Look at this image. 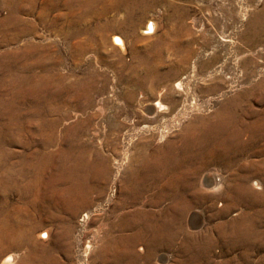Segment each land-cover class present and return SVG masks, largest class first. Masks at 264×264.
Listing matches in <instances>:
<instances>
[{
    "label": "rangeland",
    "instance_id": "rangeland-1",
    "mask_svg": "<svg viewBox=\"0 0 264 264\" xmlns=\"http://www.w3.org/2000/svg\"><path fill=\"white\" fill-rule=\"evenodd\" d=\"M58 1L0 0V264H264V0Z\"/></svg>",
    "mask_w": 264,
    "mask_h": 264
},
{
    "label": "bare ground",
    "instance_id": "bare-ground-1",
    "mask_svg": "<svg viewBox=\"0 0 264 264\" xmlns=\"http://www.w3.org/2000/svg\"><path fill=\"white\" fill-rule=\"evenodd\" d=\"M26 1V0H25ZM58 1V0H57ZM62 1V0H61ZM82 2L84 1H86V0H81ZM91 1V0H90ZM96 1V0H95ZM3 2H4V0H3ZM50 2V1H49ZM59 2V1H58ZM67 2V1H66ZM80 2V1H79ZM82 2H81V5H83L82 4ZM88 2V1H87ZM86 2V3H87ZM99 2V1H98ZM102 2V1H101ZM11 3V2H10ZM12 3H13V1H12ZM14 3H15V1H14ZM55 3V2H54ZM60 3V2H59ZM50 4V3H49ZM75 4H77V3H75ZM91 4H92V2H91ZM30 5V4H29ZM35 5V4H34ZM59 5V4H58ZM4 6V5H3ZM10 7H11V5H10ZM79 7H80V5H79ZM82 7V6H81ZM84 7V6H83ZM82 7V8H83ZM90 7H91V5H90ZM19 8V7H18ZM21 8V7H20ZM69 8V7H68ZM92 8V7H91ZM71 9V8H70ZM69 9V10H70ZM85 9V8H84ZM20 10V9H19ZM18 10V11H19ZM47 10V9H46ZM68 10V9H67ZM83 10V9H82ZM82 12V11H81ZM89 13V12H88ZM82 15V14H81ZM45 16V15H44ZM77 17H78V15H77ZM83 17V16H82ZM85 19V18H84ZM14 20H16V19H14ZM18 22V21H17ZM69 22H70V20H69ZM10 23V22H9ZM15 23V22H14ZM12 25V24H11ZM69 25H71V24H69ZM13 27V26H12ZM72 28V27H71ZM68 29V28H67ZM18 31V30H17ZM152 31H153V25H152V23H149L148 24V26H147V28H146V34H148V33H152ZM19 33V32H18ZM71 33V32H70ZM74 34V33H73ZM15 34H13V36H14ZM12 36V37H13ZM20 36V35H19ZM64 36H65V34H64ZM69 36V35H68ZM76 36V35H75ZM15 38H16V36H14ZM74 37V36H73ZM112 42H113V44L114 45H116V46H118V47H120V48H123L122 46V40H120V38L119 37H117V36H113V39H112ZM30 52V51H29ZM38 63V62H37ZM36 63V64H37ZM1 65V64H0ZM39 65V64H38ZM9 66V65H8ZM6 67V66H5ZM4 67V68H5ZM4 68H2V69H4ZM10 68V67H9ZM1 69V68H0ZM217 73V72H216ZM36 76V75H35ZM6 78H9V77H6ZM31 78V77H30ZM10 79V78H9ZM12 79V78H11ZM26 79V78H25ZM38 79V78H37ZM31 80H32V78H31ZM6 81V80H5ZM15 80L13 79V82H14ZM40 81V80H39ZM39 81H37V82H39ZM12 82V83H13ZM32 82H34L33 80H32ZM35 82H36V80H35ZM1 83V82H0ZM30 83V82H29ZM36 84V83H35ZM38 84V83H37ZM261 84L262 83H260L259 85H258V87L256 88L257 90H260L261 88H263L262 86H261ZM6 85V84H5ZM26 85V84H25ZM176 85V84H175ZM27 86H30L29 84L27 85ZM32 86H35V85H32ZM23 87V86H22ZM22 87H21V89H22ZM40 87V86H39ZM177 87H180V85L179 84H177ZM20 88V87H19ZM27 88V87H26ZM29 88V87H28ZM27 88V89H28ZM84 88V87H83ZM86 88V87H85ZM18 89V88H17ZM33 89V88H32ZM89 89V88H88ZM253 89V88H252ZM31 90V89H30ZM21 91V90H20ZM21 92H23V91H21ZM252 92V91H251ZM256 92H258V91H256ZM15 93V92H14ZM88 93V92H87ZM255 93V92H254ZM11 94H13V93H11ZM258 94V93H257ZM263 93H260L259 95H262ZM11 96V95H10ZM27 96H29V95H27ZM18 97V96H17ZM17 97H16V99H17ZM260 98V97H259ZM18 99H20V97H18ZM261 99V98H260ZM8 100V99H7ZM230 100V99H229ZM241 100V99H240ZM14 101V100H13ZM25 101V100H24ZM233 101V100H232ZM9 102V101H8ZM22 102V101H21ZM228 102V101H227ZM6 103V102H5ZM232 103V102H231ZM234 103V102H233ZM236 103V102H235ZM239 103V102H238ZM241 103V102H240ZM5 105V104H4ZM233 105V104H232ZM10 106H11V104H10ZM235 106V105H234ZM231 107V106H230ZM243 107V106H242ZM13 108V107H12ZM146 109H145V114L146 115H148V116H150L154 111H157V112H162L163 110H164V106L163 105H161L160 103H156V105H147V107H145ZM232 108V107H231ZM237 108V107H236ZM5 109V108H4ZM230 109V108H229ZM238 109V108H237ZM227 110H228V108H227ZM226 110V111H227ZM236 110V109H235ZM249 110V109H248ZM247 110V111H248ZM225 111V110H224ZM223 111V112H224ZM230 111H231V109H230ZM242 111V110H241ZM244 111V110H243ZM243 111H242V113H243ZM4 112V111H3ZM233 112V111H232ZM236 112H238L237 110H236ZM245 113V112H244ZM1 114H2V112H1ZM233 114H234V112L233 113H231V112H229V111H227L226 113L224 112V113H221L220 115H217V117H215V118H217V120L216 121H205V122H207V124H208V126L207 127H205V132L204 131H201L200 130V132L198 131L197 133H193V132H190L188 135H184L185 134V132L182 134V136H183V138H182V143L184 144V145H187L186 147H188V148H190L191 146H200V147H203V148H205L204 149V156H201L202 158V160L203 161H205L206 160V158H211V159H214L215 160V158L217 159V160H220L219 158H221V156L222 157H224V156H226V151H228V150H230V149H234V150H236V151H238V150H240V149H242L243 148V146L240 144V140H242V139H240V136H241V132H239V130H240V128L238 129V128H228L230 125H231V121H233L232 119H234L235 117H233ZM246 114V113H245ZM249 114V113H248ZM11 116V115H10ZM246 116V115H245ZM244 116V117H245ZM260 116L261 115H259V118H260ZM219 117V118H218ZM211 118V117H210ZM236 120V119H235ZM234 120V121H235ZM244 120V119H243ZM233 121V122H234ZM240 121V120H239ZM179 122V121H178ZM232 122V123H233ZM261 122V121H260ZM243 123H245V122H243ZM249 124V123H248ZM255 124V123H254ZM260 124V123H259ZM261 124H262V122H261ZM260 124V125H261ZM253 125V124H252ZM263 125V124H262ZM261 125V126H262ZM234 126V125H233ZM237 126V125H236ZM239 126V125H238ZM232 127V126H231ZM247 126H245V128H246ZM251 127V126H250ZM264 127V126H263ZM2 128V127H1ZM202 129V128H201ZM250 129V128H249ZM261 129V128H260ZM195 130V129H194ZM199 130V129H198ZM204 130V129H203ZM251 130V129H250ZM254 130V129H253ZM7 131V130H6ZM188 131V130H187ZM192 131V130H191ZM196 131V130H195ZM262 131V130H261ZM165 132V131H164ZM263 132V131H262ZM252 133V132H251ZM255 133V132H254ZM253 133V134H254ZM1 134V133H0ZM181 135V134H180ZM257 135V134H256ZM259 135V134H258ZM257 135V136H258ZM247 136V135H246ZM245 136V137H246ZM256 137V136H255ZM254 137V138H255ZM179 138V137H178ZM262 138V137H261ZM257 139V138H256ZM248 141V140H247ZM171 143V142H170ZM181 143V144H182ZM211 144V145H214L213 147H216V146H221L222 147V152H219V151H217V149H215V148H213V149H210V147L208 148L206 145L207 144ZM245 145V144H244ZM172 147V146H171ZM220 147V148H221ZM196 148V147H195ZM212 148V147H211ZM228 148V149H227ZM199 149V148H198ZM193 150V149H192ZM246 150V149H245ZM230 152V151H229ZM234 153V152H233ZM263 153V152H262ZM3 154V153H2ZM4 154H5V152H4ZM193 154V153H192ZM199 154V153H198ZM240 154V153H239ZM195 155V154H194ZM0 156H1V154H0ZM3 156V155H2ZM191 157H193V155H190ZM197 157V156H196ZM199 158V157H198ZM262 160V159H261ZM2 161H3V159H2ZM2 163V162H1ZM257 163V162H256ZM2 166V165H1ZM170 166H171V164H170ZM2 167H5V166H2ZM193 167V166H192ZM199 167V166H198ZM193 169V168H192ZM181 170V169H180ZM196 170V169H195ZM186 171V170H185ZM188 171H190V170H188ZM175 172V171H174ZM172 173V172H171ZM195 173V172H194ZM183 174V173H182ZM181 174V175H182ZM179 175V174H178ZM177 175V176H178ZM186 175H188L187 174V171H186ZM185 175V176H186ZM194 175V174H193ZM195 175H197V174H195ZM209 175V174H208ZM172 176V175H171ZM206 176V175H205ZM203 177L202 178V181H203V183H204V186L206 187V188H212V187H214V183H213V180L212 179H209V178H211V177H209V176H207V177ZM178 178V177H177ZM189 178V177H188ZM187 178V179H188ZM76 179V178H75ZM135 179V178H134ZM77 180V179H76ZM119 180V179H118ZM77 182V181H76ZM179 182V181H178ZM186 183V182H185ZM240 183V182H239ZM8 184H9V182L6 184V182H5V180H3L2 179V176L0 175V190H3V191H5L6 189H7V187H8ZM176 184V183H175ZM198 184V183H197ZM212 184V185H211ZM157 185V184H156ZM254 185L256 186V187H258V183H256V182H254ZM174 187H175V185H173ZM179 186V185H178ZM182 186V185H181ZM185 186H186V184H185ZM189 186H190V184H189ZM195 186V185H194ZM193 186V187H194ZM241 186V185H240ZM77 187V186H76ZM127 187V186H126ZM239 187V186H238ZM195 188V187H194ZM193 188V189H194ZM9 189V188H8ZM65 189V188H64ZM81 189V188H80ZM178 189V188H177ZM176 189V190H177ZM181 189V188H180ZM184 189V188H183ZM193 189L191 190V192L193 191ZM238 189V188H237ZM78 190V189H77ZM146 190V189H145ZM173 190V189H172ZM175 190V191H176ZM242 190V189H241ZM174 191V192H175ZM196 191V190H195ZM238 191V190H237ZM79 192V191H78ZM236 192V191H235ZM240 192V191H239ZM243 192V191H242ZM63 193V192H62ZM66 193V192H65ZM180 193V192H179ZM193 193V192H192ZM191 193V194H192ZM196 193V192H195ZM68 194V193H67ZM76 194V193H75ZM79 194V193H78ZM163 194V193H162ZM172 194V193H171ZM174 194V193H173ZM178 194V193H177ZM198 194V193H197ZM258 194V193H257ZM80 195V194H79ZM161 195V194H160ZM181 195V194H180ZM256 195V194H255ZM175 196V195H174ZM198 196V195H197ZM257 196V195H256ZM77 197V196H76ZM173 197V196H172ZM200 197V196H199ZM202 197V196H201ZM235 197V196H234ZM245 197V196H244ZM263 197V196H262ZM160 198V197H159ZM177 198V197H176ZM183 198V197H182ZM185 198V197H184ZM190 198V197H189ZM236 198V197H235ZM243 198V197H242ZM260 198V197H259ZM206 199V198H205ZM238 199V198H237ZM256 199V198H255ZM258 199V198H257ZM70 200V199H69ZM159 200V199H158ZM157 200V201H158ZM181 200V199H180ZM199 200V199H198ZM145 202V201H144ZM183 202V201H182ZM187 202V201H186ZM232 202V201H231ZM230 202V203H231ZM263 202H264V200H263ZM118 203V202H117ZM141 203V202H140ZM153 203V202H152ZM160 203V202H159ZM189 203V202H188ZM204 203V202H203ZM236 203V202H235ZM239 203V202H238ZM156 204V203H155ZM196 204V203H195ZM198 204V203H197ZM259 204V203H258ZM162 205V204H161ZM199 205V204H198ZM261 205V204H260ZM190 206V205H189ZM260 207V206H259ZM133 208V207H132ZM167 208H169V207H167ZM169 209H171V208H169ZM168 209V210H169ZM167 210V209H166ZM263 210V209H262ZM261 210V211H262ZM171 212V211H170ZM167 213H168V211H167ZM138 214V213H137ZM169 214V213H168ZM121 215V214H120ZM129 215V214H128ZM131 215V214H130ZM163 215V214H162ZM175 215V214H174ZM197 213L196 214H193L192 216H194L193 217V219H192V221L193 220H195V224H199V218L197 217ZM172 216V215H171ZM87 217V215L85 214L84 215V218H86ZM117 217V216H116ZM167 217V216H166ZM121 218V217H120ZM128 218V217H127ZM177 218V217H176ZM175 218V219H176ZM117 219V218H116ZM167 219V218H166ZM128 220V219H127ZM131 220V219H130ZM170 220V219H169ZM124 221V220H123ZM122 221V222H123ZM165 221V220H164ZM171 221H173V220H171ZM175 221V220H174ZM128 222V221H127ZM146 222V221H145ZM160 222V221H159ZM163 222V221H162ZM124 223V222H123ZM135 223V222H134ZM156 223V222H155ZM170 223H172V222H170ZM169 223V224H170ZM110 224H112V223H110ZM121 224V223H120ZM128 224V223H127ZM166 225H167V223H165ZM175 224V223H174ZM236 224V223H235ZM157 225V224H156ZM119 226V225H118ZM133 226V225H132ZM152 226V225H151ZM114 227H115V225H114ZM201 227V226H200ZM156 228H158V227H155V229ZM222 228H218V229H216V230H218L220 233H221V230ZM236 229V228H235ZM246 229V228H245ZM134 230V229H133ZM160 230V229H159ZM164 230V229H163ZM195 230V229H194ZM237 230H239V229H237ZM142 231V230H141ZM152 231V230H151ZM151 231H149V232H151ZM165 231V230H164ZM231 231H233V229L231 230ZM245 231V230H244ZM247 231V230H246ZM245 231V232H246ZM153 232V231H152ZM163 232V231H162ZM223 232V231H222ZM236 232V231H235ZM234 232V233H235ZM240 232H241V230H240ZM135 233V232H134ZM229 233H230V230H229ZM244 233V232H243ZM253 233V232H252ZM105 234V233H104ZM158 234V233H157ZM170 234V233H169ZM223 234H224V232H223ZM222 234V235H223ZM236 234V233H235ZM247 234V233H246ZM250 234V233H249ZM109 235V234H108ZM160 235H162V234H160ZM225 235V234H224ZM223 235V236H224ZM226 235H228V234H226ZM243 235V234H242ZM252 235V234H251ZM251 235H248V236H251ZM255 235V234H254ZM259 235V234H258ZM23 236V235H22ZM155 236V235H154ZM222 236V237H223ZM233 236V235H232ZM238 236V234L236 235V237ZM259 236H261V235H259ZM16 237V236H15ZM127 237V236H126ZM244 237V236H243ZM255 237V236H254ZM17 239H18V237H16ZM20 238V237H19ZM113 238V237H112ZM207 238V237H206ZM234 238V237H233ZM256 238H257V236H256ZM9 239H10V237H9ZM108 239V238H107ZM165 238H163V240H164ZM196 239V238H195ZM254 239V238H253ZM18 240H20V239H18ZM106 240V239H105ZM110 240V239H109ZM167 240H169V239H167ZM198 240V239H197ZM171 241V240H170ZM203 241L205 242V246L204 247H200L199 249H198V251H200V253H204V252H206L209 248H210V246H211V244H212V240H205L204 238H203ZM254 241H255V239H254ZM253 241V242H254ZM259 241V240H258ZM261 241H262V239H261ZM16 242V241H15ZM14 242V243H15ZM109 242V241H108ZM107 242V243H108ZM165 242V241H164ZM252 242V243H253ZM113 243V242H112ZM111 243V244H112ZM141 243V242H140ZM157 243V242H156ZM134 244V243H133ZM200 244V243H199ZM110 245V244H109ZM118 245V244H117ZM115 246V245H114ZM201 246V245H200ZM202 246H203V244H202ZM110 247V246H109ZM117 247V246H116ZM246 247V246H245ZM111 248V247H110ZM109 248V249H110ZM197 248H198V246H197ZM197 248H196V250H197ZM112 249V248H111ZM192 249V248H191ZM86 250H88V248H86ZM124 250V249H123ZM127 250V249H126ZM130 250V249H129ZM195 250V251H196ZM110 252V251H109ZM102 253V252H101ZM105 254V253H104ZM198 255V253L196 252V256ZM195 255L193 256V257H196ZM4 262V264H10V263H12L13 261H14V257L13 256H8V257H6V259L5 260H3ZM195 261V260H194ZM193 261V262H194Z\"/></svg>",
    "mask_w": 264,
    "mask_h": 264
}]
</instances>
